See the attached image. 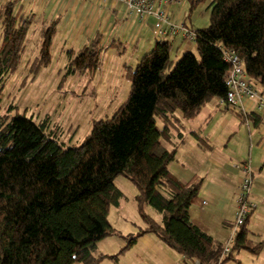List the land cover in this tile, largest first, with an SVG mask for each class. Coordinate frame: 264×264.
I'll return each instance as SVG.
<instances>
[{
  "label": "trees",
  "instance_id": "16d2710c",
  "mask_svg": "<svg viewBox=\"0 0 264 264\" xmlns=\"http://www.w3.org/2000/svg\"><path fill=\"white\" fill-rule=\"evenodd\" d=\"M200 1L187 0L190 10ZM210 7L209 26L193 31L198 56L186 52L174 63L172 43L156 41L135 69L126 71L131 83L127 99L110 119L93 121L80 146L61 142V129H49L48 118L37 123L24 113L0 116V264H99L104 257L117 259L146 234L188 264H218L223 244L189 217V208L199 202L203 177L183 182L168 167L183 142L177 124L225 98L226 52L238 54L249 83L264 92V0H211ZM33 23L22 0H0V110L4 82L20 63ZM60 23L57 16L37 30L40 45L32 71L50 63ZM102 52L99 34L80 50L68 51L63 79L94 72ZM156 118L163 122L161 129ZM192 135L202 148L208 146L197 133ZM119 176L136 188L134 201L144 228L126 238L116 255L104 256L98 253L99 242L120 235L108 222L110 209L124 197L114 184ZM247 235L244 225L233 248L260 254L264 243Z\"/></svg>",
  "mask_w": 264,
  "mask_h": 264
},
{
  "label": "crops",
  "instance_id": "0c3cea01",
  "mask_svg": "<svg viewBox=\"0 0 264 264\" xmlns=\"http://www.w3.org/2000/svg\"><path fill=\"white\" fill-rule=\"evenodd\" d=\"M22 3L25 15H33L35 32L45 21L60 16L58 39L68 40V43L78 46V50L95 34L101 36L105 47L122 46L128 42L137 46L142 36L150 31L154 42L157 41L152 33L154 19L149 18L141 23L122 0H22ZM171 8L172 5L164 6L169 22H181V15L171 13ZM157 9L158 6L155 7ZM165 41L172 44L180 41L181 46L187 42L178 34ZM151 48L148 43L145 47L143 45V53ZM215 103L216 106H209L208 110L206 106L203 107L195 119L181 120L177 124L183 142L177 149L175 160L169 164V171L183 182L194 176L203 177L199 202L189 208V217L200 231L224 245L228 239V228L235 219L236 188L243 176L235 165L249 162L252 169L250 195L256 206L245 224L247 238L264 243V109L258 110L256 101L247 98H243L235 110ZM251 113L258 117L247 118ZM187 130L190 137L187 136ZM193 132L205 139L208 146L202 148L192 135ZM133 215L135 219L129 217L133 221L125 224V233L117 231L119 236L113 235L99 242V254L116 255L125 246L126 238L138 234L133 235L137 226V216ZM111 237H117V240H111ZM154 237L146 234L132 246H144V254L154 258L155 264H188L180 254L182 258L172 256ZM259 257L264 258L262 254ZM105 258L108 257L102 259Z\"/></svg>",
  "mask_w": 264,
  "mask_h": 264
},
{
  "label": "rangeland",
  "instance_id": "374dc122",
  "mask_svg": "<svg viewBox=\"0 0 264 264\" xmlns=\"http://www.w3.org/2000/svg\"><path fill=\"white\" fill-rule=\"evenodd\" d=\"M210 4L211 0H201L190 10V3L187 0H180L179 5L172 4L171 13L181 15V22H184L188 29L195 31L209 26ZM33 25L28 32L25 52L17 69L4 82L0 116L24 113L37 123L48 118L49 129L55 126L61 129V142L70 147H78L89 135L93 121L110 119L127 99L131 83L126 77V71L128 68L135 69L140 59L147 53H143V45L145 47L148 43L150 47H154L151 31L142 36L137 46H133L130 42L122 46L105 47L104 45L99 66L94 72H84L63 79L67 52L77 51L79 47L68 43L64 38L59 40L56 34L51 47L50 63L34 72L31 67L38 55L40 41ZM180 46V41L172 44L171 60L174 63L186 52L198 56L194 43L185 42ZM215 102L217 101L207 104L206 110L209 106H216ZM10 105L12 109L8 110ZM175 115L180 117L178 113ZM156 126L160 129L163 127V122L158 118H156ZM187 136L190 137L189 130ZM114 184L124 197L120 200V208L110 209L108 222L115 231L125 233L127 231L125 224L133 221L132 219L130 221L129 217L135 219L134 213L137 216V226L133 235H136L138 228H144L134 201L136 188L124 176L117 177ZM146 211L158 222L161 221L158 213L152 209ZM111 238L117 240V237ZM252 241L263 243L257 239ZM160 244L172 256L182 258L163 242L160 241ZM233 247L230 256H225L222 264H264V258L259 257L260 254L264 256V244L258 255L244 249L235 250ZM144 253V246H131L117 259L105 258L100 260V264H155L154 258Z\"/></svg>",
  "mask_w": 264,
  "mask_h": 264
},
{
  "label": "built area",
  "instance_id": "2783aa9c",
  "mask_svg": "<svg viewBox=\"0 0 264 264\" xmlns=\"http://www.w3.org/2000/svg\"><path fill=\"white\" fill-rule=\"evenodd\" d=\"M125 7L143 23L147 19H154L152 33L157 41H165L175 34L187 42H194L196 34L187 29L183 22L171 23L164 6L179 4L180 0H122ZM158 9L155 10V7ZM225 61L230 65L226 76L228 88L225 98L218 99L222 107L235 110L243 98L256 101L258 110L264 109V92L256 90L247 80L242 61L235 51L226 52ZM235 168L242 172L243 176L238 182L235 198V219L228 228V239L223 245L222 254L218 264H222L225 256H230L235 244L236 235L245 225L256 204L251 198L252 169L249 162L238 163ZM195 264H199L195 262Z\"/></svg>",
  "mask_w": 264,
  "mask_h": 264
}]
</instances>
